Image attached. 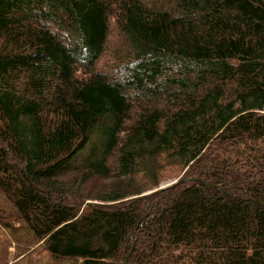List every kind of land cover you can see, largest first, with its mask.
<instances>
[{
    "label": "trees",
    "instance_id": "obj_1",
    "mask_svg": "<svg viewBox=\"0 0 264 264\" xmlns=\"http://www.w3.org/2000/svg\"><path fill=\"white\" fill-rule=\"evenodd\" d=\"M262 204L264 0H0V264H264Z\"/></svg>",
    "mask_w": 264,
    "mask_h": 264
},
{
    "label": "rangeland",
    "instance_id": "obj_2",
    "mask_svg": "<svg viewBox=\"0 0 264 264\" xmlns=\"http://www.w3.org/2000/svg\"><path fill=\"white\" fill-rule=\"evenodd\" d=\"M115 40V39H114ZM112 40V41H114ZM114 43L110 44V49L112 50ZM110 57V52H107V55L103 57V62L107 61ZM181 177V173L179 172H170L167 173L158 185L156 189H161L172 185L175 183L178 178ZM17 238L14 242L9 246V254H10V261L16 264H31V258L33 260V264H73V261L68 260H55L49 261L48 256L45 252L41 249L40 243L29 242L27 246L26 243L28 242V237L25 234L19 233L15 236ZM30 247V248H29ZM29 248V249H28ZM20 260V262H19Z\"/></svg>",
    "mask_w": 264,
    "mask_h": 264
},
{
    "label": "water",
    "instance_id": "obj_3",
    "mask_svg": "<svg viewBox=\"0 0 264 264\" xmlns=\"http://www.w3.org/2000/svg\"><path fill=\"white\" fill-rule=\"evenodd\" d=\"M262 205H264V204H262Z\"/></svg>",
    "mask_w": 264,
    "mask_h": 264
}]
</instances>
